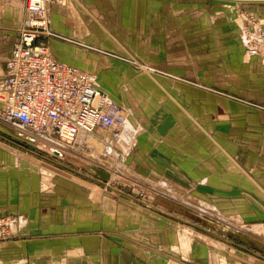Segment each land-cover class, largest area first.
<instances>
[{
    "label": "crops",
    "instance_id": "1",
    "mask_svg": "<svg viewBox=\"0 0 264 264\" xmlns=\"http://www.w3.org/2000/svg\"><path fill=\"white\" fill-rule=\"evenodd\" d=\"M137 1L67 0V8L59 3L49 6L50 27L58 34L47 39V44L55 59L93 72L100 85L116 93V97L119 92L123 99L126 97L119 83L135 84L136 94L140 96L143 91H149L147 96H141L148 101L137 105L144 106V110L132 117L133 121L149 124L148 132L140 133L130 151L122 154L126 174L133 175L135 180L125 177L122 180L137 188L147 186L154 194L155 188L167 187L183 197V190L190 196L196 194L203 170L211 169L206 174L209 181L205 186L212 189L250 186L249 193L254 194L256 204L264 207V68L258 56L245 53L246 43L242 41L246 23L237 25L232 19L237 8L252 10L264 27V0H205L217 2L216 7L211 4L210 10L207 9L210 13L203 18L201 4L200 18L195 15L193 19L180 20L175 33L178 47L167 50L155 41L154 22L148 21V17L152 19L154 4ZM24 2L0 0V45L7 46L5 61L0 60V79L5 74ZM160 8L163 11L166 6ZM84 10L102 28L96 30L89 16L82 13ZM221 10L224 14L217 13ZM166 23L163 21L162 25ZM189 38H192L193 55L187 49ZM160 50L167 57L154 54ZM131 53L161 71L139 73L138 67L127 59ZM243 57L245 71H232L234 60ZM191 58L197 65L186 67ZM177 60L185 65L174 63ZM201 60L231 63L217 67L210 62L203 67ZM129 104L133 106L136 101ZM169 107L182 108L185 114L177 119ZM176 124H183V138L179 137L181 132L175 133ZM203 129L209 136L203 135ZM97 133L98 130L83 136L80 141L89 142L98 137ZM15 134L0 122V217L7 216L12 229L8 237L0 238V264H199L196 252L201 244L192 237V230L196 229L216 236L222 240L221 244L239 246L249 255L264 259L257 251L222 238L173 212L168 206L169 198L177 200L173 196L154 197L149 192L150 200L139 198L158 209L155 210L126 195L106 192L100 183L77 170L67 169L83 178L64 175L51 167L50 164L60 165L57 160L63 153L45 149L57 159L48 158L38 153L39 144ZM116 135L99 139L117 147L120 138ZM173 140L181 144L183 141L186 150L172 147V143L176 145ZM217 145L234 156L245 170H218L221 169L218 155L223 153ZM172 172L178 173L176 183L171 180ZM213 200L226 209L224 216L240 214L231 209L232 203L249 201L247 198ZM263 217L261 210H249L245 206V218ZM185 234L187 247L183 242ZM214 241L217 240H211L209 246L217 249Z\"/></svg>",
    "mask_w": 264,
    "mask_h": 264
},
{
    "label": "rangeland",
    "instance_id": "2",
    "mask_svg": "<svg viewBox=\"0 0 264 264\" xmlns=\"http://www.w3.org/2000/svg\"><path fill=\"white\" fill-rule=\"evenodd\" d=\"M137 3L139 4L153 3L154 4V12L152 15V19L150 20V17H148V21L154 22L153 31H154L155 41L161 47L163 46L167 50V49H173L174 47H178V45L176 44L177 36L175 33L178 30V27L176 26V24H179L180 20H183V21L190 20V19H193L195 15H197V18H200L199 5L201 6V4H202V10L204 13V14L202 13L204 15L203 18H207L206 16L208 15V13H210V11L208 12V10H210L211 4H213V7L215 8L216 7L215 4L217 2H211V1H205V0H147V1L138 0ZM59 4L63 6L64 8L68 7L67 0H63V2ZM160 5L166 6V8H163V11H162V9L160 8ZM207 5H210V7ZM224 12L225 11L223 10L217 11V13H220V14H224ZM82 13L84 15L89 16V20L90 22L93 23V26H95L96 30H98L99 27L102 28L101 23L96 18L92 17L88 12L84 10V12L82 11ZM255 13L256 12L252 10H244V9L238 10L237 8V14L232 19L237 25H240L243 22L247 24V21L244 18L245 16L252 15L253 17L259 20L260 17L257 16ZM138 14L142 16V13L138 12ZM23 17H24V13L21 19L17 22L16 29H15L16 36H17V30L22 22ZM143 19H146V18L144 17ZM49 20H50V17H49ZM172 20L176 22L172 23ZM163 21L168 22V23L162 25ZM53 32L55 34L53 36H56L58 34L55 31ZM105 32L106 34L109 35L108 31H105ZM161 33H165V34L162 35ZM244 39H245V43L247 42L249 43L252 40V38L247 36V34L244 35ZM242 43L244 42L242 41ZM186 44H187V49L188 48L190 49L189 53L193 55L192 38H189V41L186 40ZM10 46L11 45H9V47ZM259 46L260 47L258 48V50L260 49L261 51H263L264 43L259 42ZM1 47H2V50H1ZM245 53H246V48H245ZM154 54L157 55L158 57L163 56L164 58L167 57L168 55L166 52H162L161 50L158 52H155ZM6 55H7V46L0 45L1 63L5 61ZM174 55L176 56L178 54H174ZM172 58H173V55L169 57V59H172ZM127 59L129 62L135 64L138 67L139 73L141 72V73H145L149 75L147 71H161L160 69H157V67L155 68V67L148 65L147 62L143 61L139 56H137L134 53H131L127 57ZM210 62L212 65L217 66V67H226L228 66V64L231 63V61H226V60H217V61L201 60V65L204 67V66H207ZM174 63H177V65H185V62L178 63V60L175 61ZM187 63L188 65H186V67H190V68H193L195 64L197 65V61L193 60L192 58L188 60ZM1 65L2 64H0V67ZM245 65H246L245 58L243 57V59L240 58V59L234 60L231 68H233L232 71H245ZM87 72L93 77L94 83L102 91H104L107 94V96L112 102L125 108L126 124L123 128H120V129H113L110 131L98 130V133H97L98 137L94 136L91 140H89V142L83 141L81 143V141H78V143L74 146L75 151H79L77 155L72 156L69 154H65L64 152L63 157L59 158L60 160H57L61 162L60 163L61 167L60 165H51V164L50 166L53 167L54 169L59 170L60 172H63L64 175L66 174L73 175L74 176L73 178H83V177L78 176V174L76 175L73 172L69 171L70 169L77 170L81 172L82 174L89 175L90 177L99 178L100 180L102 179V176H103L104 179L102 181H105L107 184L109 183L108 185L116 189H119L125 193H129L133 196L136 195V197L138 198L150 200L149 192L152 193V191H150L147 188V186H145L146 188L145 187L139 188L141 192L143 191L142 196H139L138 193L140 191L138 190L137 186H134V185L132 186L127 181L122 180L124 177L127 178V180H130V179L135 180L133 175L129 173L126 174L127 171L123 167L124 159L122 158L123 157L122 154L123 153L125 154L128 151H130V148L133 146V144L135 143V140L137 139L138 135H140V133L148 132L146 128L150 127L149 124H143L140 122L133 121L132 117H135L138 114L137 113L138 111L144 110L143 108L144 106L139 107L137 105L138 104L144 105V103L148 101V98L142 100L141 96L142 95L147 96L149 91H147V93L143 91L142 92L143 94L140 96L139 94H136L138 90L137 88H135V84L126 85L125 83H121V84L119 83V88L121 90H125L124 93L126 94L125 95L126 97L123 99L124 95L123 96L120 95V92L119 94H117V97H116V93L108 92L105 86L100 85L99 79L96 74H94L91 71H87ZM224 93L231 95L234 98L237 97L231 93H227V92H224ZM134 101H136V104H133V106H135L138 109L134 108L133 106L129 104L130 102L134 103ZM169 110L172 113L171 115L173 114L176 115L175 117H177V119L181 115L185 114L182 108L169 107ZM142 114L149 115L150 113L143 112ZM174 126L177 127V130L175 131V133L178 134L181 132V136L179 137H182L183 136V128H182L183 124H176ZM165 131L166 130H164V132ZM203 131L205 132L204 129ZM10 132L15 134V131L11 129H10ZM116 134H119V135H116ZM206 134L209 136L207 132L203 133V135H206ZM115 135L116 137L120 138L117 147L116 145H113L112 143H109V142L104 143L100 141L99 139L101 137H107L108 139H110V137H115ZM173 141L174 143H176V145L172 143L171 144L172 147L176 146L179 151L186 150V147L183 145L185 144L183 141H182L183 144H181L179 140H173ZM106 143H109L112 146V152L111 154H108V155H104L103 153L104 145H106ZM34 144H37V145L39 144V148L41 149L40 152H38L39 154L43 156L45 155L46 157L51 158V159H57V158H52L53 156H51L49 153H46L45 149L46 150H49V149L44 148V145H42L41 143L34 141ZM217 146H218L219 151L223 153L222 154L223 156L218 155L219 164H220L219 166L221 167V169L218 168L219 166H217L216 169L217 168L218 170H225V169L237 170L238 169L239 171L245 170L244 167L242 166H241L242 168L239 167L240 164L237 163L234 156L227 154L219 145ZM115 147L117 149H115ZM43 164L46 166L47 163L43 162ZM100 164L103 165V167L105 166L106 168L104 167L103 169V167H101L102 169H100L99 168ZM56 167H58L59 169ZM210 171L211 169L203 170V177L201 179V182L199 183L201 186H200V189H198V192L200 191V193L197 192L196 194H192L190 196L189 192L187 193L186 190H183L184 196L182 197V195L179 196V194L177 195V193H172L171 189L167 187H159V188H155L156 194L154 193L152 194L154 197H158V196L161 197L162 195H165V194L167 196L169 195L170 197L173 196V198L177 200H172L171 198L168 199V201L171 200L169 201L168 206L169 208L173 210V212L179 214L181 217L187 219L188 221L194 223L195 225L201 228H204L210 232H213L221 236L222 238L224 237L227 240L234 242L235 244H238L244 248L247 247L252 250H255L258 253H260L262 256H264V217L262 219L245 218V206H248L249 210L251 208L252 210H255V209L261 210L263 214H264V207H261V205L259 206L256 204L257 200L254 194L249 193V188H251L250 186L242 187L243 186L242 185L239 187L238 186L229 187L228 189H222V188L216 189L214 187L212 189L211 186L209 187L205 186L207 181H209V179L206 177V174ZM170 174L173 175L171 180L174 183L178 182V179H179L178 173L172 172ZM125 175H127L129 178ZM160 178L161 180H163L162 176H160ZM94 186L96 185L94 184ZM101 187L104 188L106 192H112L114 194L115 193L121 194V193H118L117 191L109 189L107 186L101 185ZM192 192H194V190ZM217 198H224V199H230V200L231 199H235V200L243 199L244 201H245V198H247L249 201L245 203H238V204L232 203L233 208L231 209L238 211L240 214L236 216H233V215L224 216L225 208H220L215 203V200H213ZM4 217H7V216H4ZM5 227L8 232H6L5 234H0V238L8 237L12 231L10 227V223H7ZM185 229L187 232H191L190 229L188 228H185ZM192 233H193L192 235L193 239H195L196 242H199L198 244H201V248L198 249V251L196 252V259L198 261L197 263L199 264H264V259L256 258V257H253L252 255H249L245 250H243L239 246L222 243L224 246L220 248L222 245L220 242H222V240L217 238L216 236L214 237L212 234L205 233L198 229L192 230ZM211 240H217L213 242V244L217 245V249H215L214 247L213 249L210 248L209 244H212ZM218 250H220V252H218Z\"/></svg>",
    "mask_w": 264,
    "mask_h": 264
},
{
    "label": "built area",
    "instance_id": "3",
    "mask_svg": "<svg viewBox=\"0 0 264 264\" xmlns=\"http://www.w3.org/2000/svg\"><path fill=\"white\" fill-rule=\"evenodd\" d=\"M62 2L25 0L24 17L0 79V122L51 151L77 154L74 146L81 135L123 128L126 111L109 99L87 71L51 54L47 39L55 34L49 6ZM244 18V35L252 38L245 44L246 54L258 56L264 68V50H258L259 42L264 43L263 24L252 15ZM111 152L112 146L106 143L104 155ZM138 194L142 196L143 191ZM7 223L8 217H0V234L8 232Z\"/></svg>",
    "mask_w": 264,
    "mask_h": 264
},
{
    "label": "water",
    "instance_id": "4",
    "mask_svg": "<svg viewBox=\"0 0 264 264\" xmlns=\"http://www.w3.org/2000/svg\"><path fill=\"white\" fill-rule=\"evenodd\" d=\"M71 170H72V169H71ZM73 171H74V170H73ZM76 173H77V172H76ZM79 174L82 175V176H84V177H87V178H89V179H91V180H94V181L100 183L101 185H104V186L106 185L105 181L99 180V179L94 178V177H89V176H87V175H85V174H82V173H79ZM108 188L111 189V190L116 191V190H115L113 187H111V186H108ZM118 190H119V189H118ZM118 192H120L121 194L126 195V196H128V197H131V198H133V199L139 200L138 197L133 196V195H131V194H129V193H125V192H123V191H121V190H119ZM139 201H141V200H139ZM141 202L144 203L145 205L149 206V207H152V208L155 209V210H158V209H156L154 206L149 205V204H147V203L144 202V201H141ZM259 256H261V257L264 258V256H262V255H259Z\"/></svg>",
    "mask_w": 264,
    "mask_h": 264
},
{
    "label": "bare ground",
    "instance_id": "5",
    "mask_svg": "<svg viewBox=\"0 0 264 264\" xmlns=\"http://www.w3.org/2000/svg\"><path fill=\"white\" fill-rule=\"evenodd\" d=\"M99 130H101V129H99ZM95 132H97V131H95ZM95 132H94V133H95ZM94 133H92V134H94ZM92 134H91V135H92ZM83 136H84V135H81V136L79 137V141H80V139H81ZM89 140H91V139H89ZM93 141H94V140H93ZM81 143H82V142H81ZM96 151H97V150H96ZM41 167H42V166H41ZM105 168H106V167H105ZM44 169H45V168H44ZM87 176H88V175H87ZM89 177H90V176H89ZM105 183H106V182H105ZM105 186L108 187V186H110V185H108V184L106 183ZM111 187H112V186H111ZM113 188H114V187H113ZM114 189H115L117 192L119 191V190L116 189V188H114ZM118 193H120V192H118ZM260 229H261V228H260ZM185 235H186V236H185V237H186V240L184 239L183 242L185 243V247H187V246H188V237H187V234H185ZM185 237H184V238H185Z\"/></svg>",
    "mask_w": 264,
    "mask_h": 264
}]
</instances>
